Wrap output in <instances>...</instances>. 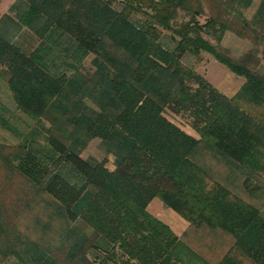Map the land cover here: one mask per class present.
I'll use <instances>...</instances> for the list:
<instances>
[{"label": "trees", "instance_id": "16d2710c", "mask_svg": "<svg viewBox=\"0 0 264 264\" xmlns=\"http://www.w3.org/2000/svg\"><path fill=\"white\" fill-rule=\"evenodd\" d=\"M27 2L45 19L65 15L79 27V67L52 71L0 29V77L14 109L34 123L19 130L18 114L0 106V128L13 136L0 135V264L12 256L15 264H264V214L251 200L261 199L252 181L264 177L256 48L264 55V0L250 15L252 0ZM179 11L188 19L176 24ZM226 31L254 47L229 56L220 46ZM202 51L244 78L234 95L187 61ZM89 54L95 71L87 76L80 65ZM92 140L101 160L81 155ZM202 154L223 163L226 175L214 176ZM155 197L187 222L180 235L148 211ZM35 205L46 221L38 214L22 226Z\"/></svg>", "mask_w": 264, "mask_h": 264}, {"label": "rangeland", "instance_id": "374dc122", "mask_svg": "<svg viewBox=\"0 0 264 264\" xmlns=\"http://www.w3.org/2000/svg\"><path fill=\"white\" fill-rule=\"evenodd\" d=\"M62 0H58L60 3ZM120 1V0H118ZM258 5V4H257ZM257 5H253V0L248 9L245 10L247 15L253 12ZM117 7H121L120 2L117 3ZM205 16H200L199 20L204 21ZM132 20H139L141 16L139 14L133 13L131 15ZM188 17L184 15L183 12L179 11V14L175 20L176 24H179L182 20H186ZM0 29L4 31L9 37H11L18 45L27 53H32L39 60H42L50 70L55 72H65L70 75L71 70L74 66L79 67L76 62H74L73 56L77 50V45L74 41L78 32L79 27L67 16L63 15L59 21L53 22L52 18L48 20L45 19L44 15L40 12H32L28 9L27 0H0ZM165 34L170 32L164 31ZM213 45H217V42L209 37L205 36ZM220 46L224 48L229 56L238 58L243 55L247 50L254 47L253 43L246 38H241L234 34L233 32L226 31L220 42ZM262 45H258L256 48L259 50V65L257 70L264 73V55L262 54ZM93 58L92 54H89L86 59L80 65V70L87 76L94 73L95 68L91 63ZM188 62L194 63L196 70L202 74L212 85H214L222 93H227L231 97L235 93L232 92L238 87L235 80H237V74L230 71L224 64L216 60L211 54L202 51L199 58H188ZM77 79L78 76H76ZM74 87V86H73ZM229 88V91H225ZM229 92V93H228ZM232 94V95H231ZM0 106H5V108L18 114L20 118L18 122L14 123L17 125L18 129H23L25 126L30 125L31 127L34 123L27 116L20 114L14 108L13 101L11 100L10 93L7 88V84L4 79L0 77ZM3 110L0 109V113ZM164 115L172 121L174 124L178 125L180 128L184 129L188 134L198 138L199 135L186 126V120L180 116H175L169 112H165ZM36 125V124H35ZM48 126L47 122L43 119L41 123L36 125V129L40 133L37 135L39 140H42L45 132V128ZM0 135H5L8 140H13V136L9 132L0 128ZM82 157L93 156L101 160L104 156L100 143L97 140L90 141L84 150L81 152ZM211 156L201 155L200 160L204 164L206 162L212 167L214 176H225L228 169L223 163H218L215 160L210 159ZM212 160V161H211ZM106 167L113 169L114 167V157L109 154L107 156ZM255 181H252L255 185L260 186V192L258 201L251 199L258 206H261V211L264 214V177H255ZM252 180V179H251ZM241 177L230 178V184L233 183L238 186L239 189L243 188L241 184ZM229 185V184H227ZM234 185V186H235ZM148 211L161 219L163 222L165 219L178 218L179 215L175 213L171 208L166 207L163 202L155 197L153 198L147 207ZM43 208L35 205L29 209L28 212H24L20 221L22 226H28L31 228L33 224V218L38 214H41V220L46 221V217L43 215ZM168 215V216H167ZM165 216V217H164ZM164 217V218H163ZM42 221V222H43ZM166 222V221H165ZM51 233V231H50ZM17 263L16 257H10L3 264H15Z\"/></svg>", "mask_w": 264, "mask_h": 264}, {"label": "crops", "instance_id": "0c3cea01", "mask_svg": "<svg viewBox=\"0 0 264 264\" xmlns=\"http://www.w3.org/2000/svg\"><path fill=\"white\" fill-rule=\"evenodd\" d=\"M259 2V0H253V5H257ZM238 87L232 92L235 93L238 91V89L240 88V86L243 84L244 82V78L242 76H237V80H235ZM226 92L229 91V88H227V90H225ZM229 93V92H228ZM225 95H227V93H224ZM231 94V95H232ZM227 96H230V95H227ZM168 216V215H167ZM165 217V216H164ZM163 217V218H164ZM168 219H165L164 221L171 229L174 233H176L177 235H180L184 230L185 228L187 227V222L181 218L180 216L178 218H171L168 216L167 217Z\"/></svg>", "mask_w": 264, "mask_h": 264}]
</instances>
